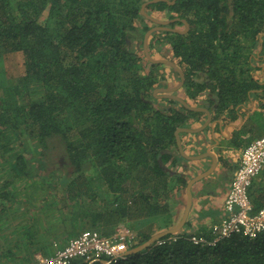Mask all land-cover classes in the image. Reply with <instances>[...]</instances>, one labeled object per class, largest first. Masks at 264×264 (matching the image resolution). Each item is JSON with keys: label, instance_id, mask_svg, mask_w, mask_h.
Listing matches in <instances>:
<instances>
[{"label": "trees", "instance_id": "16d2710c", "mask_svg": "<svg viewBox=\"0 0 264 264\" xmlns=\"http://www.w3.org/2000/svg\"><path fill=\"white\" fill-rule=\"evenodd\" d=\"M144 1L0 0V57L21 52L24 65L16 79L0 75V196L10 194L4 189L12 178H37L62 165L67 184L54 197L66 199L71 221L83 209L84 230L138 210L152 216L173 181L185 186V177L168 169L181 159L174 131L201 123L206 113L154 95L180 77L143 52L154 25L140 12ZM145 11L177 18L170 28L184 29L182 19L189 24L184 32L154 31L148 50L184 71L180 96L190 105L231 122L251 89L264 97V82L252 75L261 67L255 62H264V0H161ZM239 138L233 133L230 143L241 145ZM192 234L212 237L209 229L181 230L108 264H264V233L214 245L194 244ZM150 236L139 233L130 247Z\"/></svg>", "mask_w": 264, "mask_h": 264}, {"label": "crops", "instance_id": "0c3cea01", "mask_svg": "<svg viewBox=\"0 0 264 264\" xmlns=\"http://www.w3.org/2000/svg\"><path fill=\"white\" fill-rule=\"evenodd\" d=\"M256 65L261 68L255 69L252 75L262 84L264 62ZM259 92L257 89L249 91V98L237 106L238 117L234 121L212 117V122L202 131L180 133L186 153L203 156L189 160L181 155L180 163L168 168L181 173L187 180L186 184L192 177L211 167L212 158L208 153H214L217 157L215 168L191 186L192 202L182 230L192 233L208 230L225 215L224 199L240 153L251 140L264 135V97L258 96ZM203 97L205 96L202 95L199 99ZM205 119L199 124L194 122L186 127L196 128ZM236 132L241 133L239 146L230 143ZM231 149L235 151L232 152ZM41 170V173H45L37 178L22 181L12 178L4 189L9 190L10 194L0 196V264H30L38 254L53 253L57 247L64 246L71 237L81 232L80 228L88 226L84 225L86 213L82 208L77 213L79 216L71 221L67 219L66 199L57 200L54 197L55 192L59 196L67 184L64 166ZM172 183L174 187L166 199L162 200L165 205L154 215L148 216L144 211L138 210L135 215L130 213L121 219L107 218L105 224L99 225V231L112 235L122 225L131 228L136 235L142 232H150L152 235L175 225L184 212L187 193L186 184L182 186L178 181ZM249 195L254 205L264 206V166L254 178ZM102 196L105 197L104 194Z\"/></svg>", "mask_w": 264, "mask_h": 264}, {"label": "built area", "instance_id": "2783aa9c", "mask_svg": "<svg viewBox=\"0 0 264 264\" xmlns=\"http://www.w3.org/2000/svg\"><path fill=\"white\" fill-rule=\"evenodd\" d=\"M263 166L264 135H261L245 145L240 153L224 199L225 215L209 228L212 237L192 234L189 238L194 244L214 245L219 239L234 234L254 238L264 233V206L255 208L249 195L250 186ZM135 240L136 234L127 226H118L112 235L88 228L71 237L67 244L57 247L53 253L38 254L30 264H70L77 258L116 261L125 256ZM163 241L162 238L156 240L158 244Z\"/></svg>", "mask_w": 264, "mask_h": 264}, {"label": "water", "instance_id": "95a60500", "mask_svg": "<svg viewBox=\"0 0 264 264\" xmlns=\"http://www.w3.org/2000/svg\"><path fill=\"white\" fill-rule=\"evenodd\" d=\"M157 1H161V0H146L142 3L141 7H140V12L147 17L148 19L152 20L154 22V25H152L150 28H148L146 30V32L144 33L143 36V40H142V49L143 52L146 56V58L153 63H164L167 64L169 66H171L178 74L180 77V80L177 84L173 85V86H163V87H157L154 89V95L155 96H160V97H167V98H172L174 100L179 101L180 103H182L185 107L192 109V110H196V111H203L206 113V119L205 121L198 127L196 128H189V127H178L175 131V139H176V145H177V151L180 155H182L185 159H189V160H194V159H199L203 156L200 155H189L186 153V151L184 150V147L182 145L181 142V137H180V133L181 132H199L202 131L207 125H209L212 122V115L211 112L208 108L204 107V106H192L190 105L183 97H181L180 95H177L175 92L177 90H179L185 80V73L184 71L171 59L169 58H163V57H153L149 50H148V38L150 36L151 33H153L156 30H162V29H173V30H178L176 28H170L167 25L169 23H171L174 20H177V18H173V19H159L156 18L154 16H152L151 14L147 13L145 11V6L148 3L151 2H157ZM162 1H167L169 4H172L175 2V0H162ZM183 23L185 24L184 29L178 30L180 32H184L188 29L189 24L185 19H182ZM156 92H162V94H156ZM208 156H210L212 158V164L211 167H209V169H207L204 172H201L200 174L192 177L186 184V193H187V201L185 204V208H184V212L180 218V220L173 226L168 227L164 230H161L159 232H156L154 234H152L148 239H146L145 241H143L142 243L134 246V247H130L126 250L125 255H131L134 253H137L143 249H145L146 247H148L149 245H151L153 242H155L156 240L162 238L165 235L168 234H174L177 233L179 231L182 230L187 217H188V213H189V209L191 206V202H192V193H191V186L192 184L203 178L204 176L208 175L217 165V157L216 155H214V153H208ZM102 263L104 264H108L111 261L108 259H99Z\"/></svg>", "mask_w": 264, "mask_h": 264}, {"label": "rangeland", "instance_id": "374dc122", "mask_svg": "<svg viewBox=\"0 0 264 264\" xmlns=\"http://www.w3.org/2000/svg\"><path fill=\"white\" fill-rule=\"evenodd\" d=\"M163 58H166V57H163ZM261 63L262 61L255 62V64H258V65ZM1 70H4L7 78L16 79L24 71L23 54L21 52H10V53L4 54L2 57H0V75L2 73ZM170 82H172V80ZM176 94L181 95L182 91L179 90L176 92ZM231 151L233 152L235 151V149H231ZM56 154H58L59 156L61 154V151L57 150Z\"/></svg>", "mask_w": 264, "mask_h": 264}, {"label": "flooded vegetation", "instance_id": "af4514ba", "mask_svg": "<svg viewBox=\"0 0 264 264\" xmlns=\"http://www.w3.org/2000/svg\"><path fill=\"white\" fill-rule=\"evenodd\" d=\"M255 66H257L256 64H254ZM234 172V171H233Z\"/></svg>", "mask_w": 264, "mask_h": 264}]
</instances>
